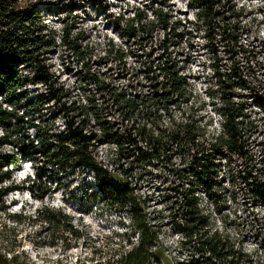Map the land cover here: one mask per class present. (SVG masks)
I'll use <instances>...</instances> for the list:
<instances>
[{
    "label": "trees",
    "instance_id": "1",
    "mask_svg": "<svg viewBox=\"0 0 264 264\" xmlns=\"http://www.w3.org/2000/svg\"><path fill=\"white\" fill-rule=\"evenodd\" d=\"M106 1L99 4L109 10ZM188 6L196 11L190 23L163 9H154L151 17L140 9L127 19L119 15L114 28L125 44L105 46L100 65L108 69L103 72L93 70L95 62L88 46H83L87 37L82 29L73 34L76 27L64 25L58 43L46 22L51 10L21 0H0L2 211L7 213L4 185L26 159L35 168L27 190L40 199L48 194L40 193L42 178L48 175L52 180L67 170L88 167L109 187L106 193L116 200L134 201L132 188L98 166L97 147L111 144L130 168L154 170L164 177L168 199L175 206L170 214L181 213L180 250L187 258L177 264H246L247 253L225 231L212 229L201 202L202 197L214 198L228 178L252 205L264 203V157L252 151L246 133L248 103L252 100L264 109V69L255 52L243 45L244 18L235 4L189 0ZM67 8L74 11L71 4ZM190 37L202 39L203 49L212 58L221 103L217 112L222 131L208 139L202 121L182 112L190 102L184 48ZM58 46L81 62L78 80L85 103L72 101L51 70L48 61ZM36 84L45 90L37 99L25 90L26 85ZM52 104L57 115L46 118ZM176 111L181 118L177 119ZM60 118L64 130L57 127ZM37 220L52 229L76 233L70 218L60 211L44 207ZM151 229L147 223H136L140 240L120 255V264H161L152 249L158 236ZM22 257L14 245L0 248V264H33Z\"/></svg>",
    "mask_w": 264,
    "mask_h": 264
},
{
    "label": "rangeland",
    "instance_id": "2",
    "mask_svg": "<svg viewBox=\"0 0 264 264\" xmlns=\"http://www.w3.org/2000/svg\"><path fill=\"white\" fill-rule=\"evenodd\" d=\"M21 1L34 4L43 11L51 10L46 22L55 32L58 43L64 25L76 27L73 34L82 29L87 37L83 46H88L92 62H95L93 70L102 69L103 72L108 69L100 65L105 46L109 42L123 47L125 44L114 28L119 15L127 19L133 16L135 9H140L151 17V11L163 9L171 10L176 19L183 22L196 19V11L188 6L189 0H107L109 10L101 7V0ZM230 1L244 18L243 45L255 52L264 69V0ZM68 4L74 6L71 13ZM203 44L202 39L192 37L184 44L189 61L186 75L190 83V102L182 107V112L202 121L208 139L222 131V119L217 112L221 103L211 66L213 61ZM195 45L197 48L192 49ZM48 63L63 88L71 94V100L85 103L78 80L82 66L78 57L58 46ZM132 63V60L128 61V65ZM112 68L119 72V67L112 65ZM25 87L35 99L45 94L41 85ZM46 110V118L57 115L53 104ZM175 115L177 119L181 118L179 112ZM63 124V119H58L59 130H64ZM246 130L252 151L258 157H264V109L252 100L247 106ZM6 150L10 151V148ZM95 158L98 166L108 171L112 179L133 189L134 201L116 200L111 193H106L109 187L88 167L67 170L52 180L45 176L38 186L40 193L46 191L48 194L40 199L39 194L27 190L29 180L35 177V168L26 159L4 185L8 190L2 201L7 213L0 209V248L14 245L21 255L23 253L22 258L33 264H120V255L130 249V243L138 244L140 233H135V227L136 223L142 222L152 227V232L158 236L152 249L161 264H177L178 260L186 259L180 250L181 213L170 214V207L175 206H171L173 200L168 199L170 194L164 177L154 170L130 168L128 162L115 155L111 144L99 145ZM228 181L225 178L214 198L202 197L203 214L213 230L225 231L244 249L246 264H264V203L252 205ZM44 207L67 215L76 233L52 229L37 220Z\"/></svg>",
    "mask_w": 264,
    "mask_h": 264
},
{
    "label": "clouds",
    "instance_id": "3",
    "mask_svg": "<svg viewBox=\"0 0 264 264\" xmlns=\"http://www.w3.org/2000/svg\"><path fill=\"white\" fill-rule=\"evenodd\" d=\"M32 176H33V175H32ZM32 176H31V177H32Z\"/></svg>",
    "mask_w": 264,
    "mask_h": 264
}]
</instances>
